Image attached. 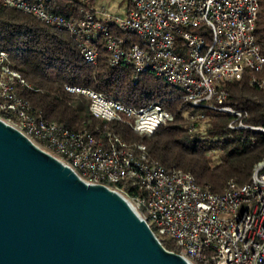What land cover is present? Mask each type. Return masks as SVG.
<instances>
[{"label":"built area","instance_id":"2783aa9c","mask_svg":"<svg viewBox=\"0 0 264 264\" xmlns=\"http://www.w3.org/2000/svg\"><path fill=\"white\" fill-rule=\"evenodd\" d=\"M48 1L0 4L68 33L89 66L97 64V45H102L110 66L130 68L135 82L142 74H152L178 89L182 103L191 109L231 115L229 130L264 135V124H247L243 112L226 105L225 91V85L245 74L250 86L264 90V54L254 37L259 0H129L122 18L97 8L75 19L49 13ZM20 88L37 91L0 48L1 121L86 184L103 185L122 196L159 242L172 241L176 254L191 264H264V156L248 184L228 182L216 194L197 184L190 172L151 161L143 145L124 141L107 125H124L149 137L173 121L159 104L135 108L105 93L63 85L57 92L60 98L82 96L90 116L105 124L94 135L34 116L18 96Z\"/></svg>","mask_w":264,"mask_h":264},{"label":"trees","instance_id":"16d2710c","mask_svg":"<svg viewBox=\"0 0 264 264\" xmlns=\"http://www.w3.org/2000/svg\"><path fill=\"white\" fill-rule=\"evenodd\" d=\"M96 2L49 0L47 8L53 15L75 19L97 9ZM122 4L126 10L130 8L129 0H120ZM258 5L254 37L264 54V0H259ZM117 36L137 42L124 33ZM97 47V64L89 66L68 33L0 4V48L8 53L11 67L37 90H18V96L28 102L34 116L71 132L94 135L96 128L105 125L90 116L88 102L82 96L57 95L65 84L105 93L135 108L157 103L173 115V121L149 137L124 125H107L124 141L143 145L151 161L190 172L197 184L208 186L216 194L223 193L228 182L239 186L250 182L254 166L264 156V135L250 130H229L231 115L206 108L191 109L182 103L178 89L152 74H142L135 82L130 68L111 67L103 46ZM248 78L245 74L241 80L225 85L226 105L243 112L245 123L261 125L264 124V90L250 86ZM250 138L253 143L249 142ZM129 191L137 193L135 189ZM160 243L167 251L178 252L171 241Z\"/></svg>","mask_w":264,"mask_h":264},{"label":"water","instance_id":"95a60500","mask_svg":"<svg viewBox=\"0 0 264 264\" xmlns=\"http://www.w3.org/2000/svg\"><path fill=\"white\" fill-rule=\"evenodd\" d=\"M0 264H191L116 192L0 120Z\"/></svg>","mask_w":264,"mask_h":264},{"label":"rangeland","instance_id":"374dc122","mask_svg":"<svg viewBox=\"0 0 264 264\" xmlns=\"http://www.w3.org/2000/svg\"><path fill=\"white\" fill-rule=\"evenodd\" d=\"M125 6H126L125 4L120 5V0H114V1L97 0L96 5H95L96 8H104L108 13L112 14L113 16L120 17V18H122V16L125 13ZM132 38L134 37L130 36V39ZM160 81L163 82L162 80ZM76 103H80V100H76ZM166 240L170 241L169 239H166ZM172 244L174 245L173 242Z\"/></svg>","mask_w":264,"mask_h":264},{"label":"crops","instance_id":"0c3cea01","mask_svg":"<svg viewBox=\"0 0 264 264\" xmlns=\"http://www.w3.org/2000/svg\"><path fill=\"white\" fill-rule=\"evenodd\" d=\"M125 11H126V9H125Z\"/></svg>","mask_w":264,"mask_h":264}]
</instances>
